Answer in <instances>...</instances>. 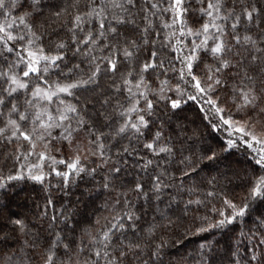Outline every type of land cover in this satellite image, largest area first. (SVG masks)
I'll return each instance as SVG.
<instances>
[{"label":"snow or ice","instance_id":"obj_1","mask_svg":"<svg viewBox=\"0 0 264 264\" xmlns=\"http://www.w3.org/2000/svg\"><path fill=\"white\" fill-rule=\"evenodd\" d=\"M0 264H264V0H0Z\"/></svg>","mask_w":264,"mask_h":264},{"label":"trees","instance_id":"obj_2","mask_svg":"<svg viewBox=\"0 0 264 264\" xmlns=\"http://www.w3.org/2000/svg\"><path fill=\"white\" fill-rule=\"evenodd\" d=\"M188 114H189V116H192L193 113H192L191 111H189ZM23 191H27V188L24 187L23 190L18 189V190H17V193L14 194V195H12L11 199H12L13 201L18 200V199L20 198V196L23 194ZM190 246H191V245H190Z\"/></svg>","mask_w":264,"mask_h":264}]
</instances>
